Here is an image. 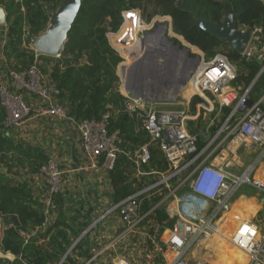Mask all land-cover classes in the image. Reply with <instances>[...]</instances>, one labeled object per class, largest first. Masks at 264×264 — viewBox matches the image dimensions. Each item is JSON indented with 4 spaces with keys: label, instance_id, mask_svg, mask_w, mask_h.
Wrapping results in <instances>:
<instances>
[{
    "label": "trees",
    "instance_id": "1",
    "mask_svg": "<svg viewBox=\"0 0 264 264\" xmlns=\"http://www.w3.org/2000/svg\"><path fill=\"white\" fill-rule=\"evenodd\" d=\"M63 1L0 0V6L7 11L6 29L0 31V74L5 75L9 70L24 71L35 63L37 52L31 45L47 29L50 13L55 12ZM227 5L234 12L238 28L259 26L264 33V0H82L61 56H38L47 80L59 89L58 102L69 117L79 122L101 120L106 113L111 114L109 132L117 133L121 139V151L113 169L107 172L114 202L144 189L152 179L138 174L131 158L136 149L149 142L150 135L145 130H137V121L126 107L128 99L119 88L121 79L117 67L124 60L122 55L130 63L121 65L119 73L124 67L132 66L134 58L126 51L127 41L134 37L139 27L136 11L126 12L125 21L123 13L137 7L148 22L156 16L172 17L174 32L200 48L207 59L223 52L236 63L238 75L232 84L236 88L242 86L244 91L255 80L263 62L257 59L245 62L241 54L207 33L195 21L207 19L222 26ZM188 91L189 98L194 88ZM263 92L264 74L256 81L251 97L259 98ZM25 99L31 102L27 95ZM200 103H204L203 98L194 96L188 114L194 115ZM224 111L228 115L231 108ZM5 118L6 111L0 102V217L4 224L1 249L5 254L15 256L13 261L4 259L1 264H59L63 258L62 264H79L73 254L80 250L87 258L89 248H84L81 240L72 252L69 253V249L81 231L91 224L94 215L91 211L82 214V208L69 215V199L66 193H61L53 198L58 216L49 221L51 213L46 214L44 189L38 184L41 169L49 157L48 150L42 144L6 129ZM196 122L187 120L186 126L197 136L201 149L207 144L200 133L201 127L205 126L199 121L196 127ZM163 162L166 163L157 151L153 160L141 169L159 171ZM162 198L163 195L144 198L142 212L148 213ZM149 217L162 228L173 227L176 222V218L170 219L168 213L159 208ZM77 223L80 226L76 228ZM19 230L32 235L26 240Z\"/></svg>",
    "mask_w": 264,
    "mask_h": 264
},
{
    "label": "built area",
    "instance_id": "2",
    "mask_svg": "<svg viewBox=\"0 0 264 264\" xmlns=\"http://www.w3.org/2000/svg\"><path fill=\"white\" fill-rule=\"evenodd\" d=\"M191 46L193 45L189 44V47ZM198 49V52L191 53L193 58H199L192 75L195 90L191 97L203 98L204 103L198 106L204 111L222 114L225 113V108H231L222 126L229 138L228 147H245L252 150L259 148L260 161H264V94L257 100L252 98L254 103L245 112L236 111L244 98H251L256 81L264 74L262 28L255 26L251 29L250 41L241 54V59L245 62L254 59L263 62L255 80L244 91L232 84L238 75L235 62L223 52H218L213 58L207 59L205 53ZM39 55L42 54L37 52L35 63L24 71L9 70L5 75L0 74V102L6 111L4 127L16 131L27 139V130L34 120L50 119L62 122L63 126L74 127L73 130L76 131L75 134L93 168L102 165L107 172L113 169L117 154L121 151L119 147L121 139L117 133L109 132L111 114L106 113L101 120L79 122L69 117L67 110L58 102L59 89L47 80L40 66ZM122 57L128 61L123 55ZM25 95L30 98V103L26 101ZM124 95L128 99L127 110L137 121V130H145L150 135L149 142L136 149L131 158L136 164L138 174L148 175L152 179L147 182L144 189L118 202L106 201L103 205L106 211L93 219L89 229L96 228L105 218L114 217L123 224L120 235L124 240L132 239L140 232L146 234L150 243L145 244L144 251L140 252L141 258L145 261L143 264H212L202 259L190 261L188 252L195 244L209 242L213 234L240 248L247 255L248 264H264L262 229L252 220L233 221L229 217L232 211L230 198L238 187L250 183L264 190V182L250 178L256 164L241 177L227 171L223 166L203 163L195 165L201 149L198 148L197 136L190 133L186 126L187 116L184 110L160 109L153 100L148 101L142 96H134L126 90ZM170 116H179L181 120L171 122L168 120ZM157 151L168 164L167 174L158 170L141 169V166L153 160ZM48 155V160L41 169V180L38 184L44 189L43 202L46 214L51 213L50 221L58 214L54 196L61 193L68 195L70 191L66 169L61 166L53 151H48ZM184 173L186 175L180 182L188 189L177 199L178 217L173 227L162 228L161 224L149 216L157 208L164 209L161 208L163 202L158 203L148 213H143L142 201L152 195H163L165 201L171 196L177 198L175 194L177 190L169 185L170 180ZM164 188L167 189L165 194ZM245 228L248 229L247 232L244 231ZM19 232L26 240L32 235L25 230ZM115 246L116 243L113 242L105 246L96 243L89 252L90 256L79 264H134L130 258L125 257L113 260V254L108 252Z\"/></svg>",
    "mask_w": 264,
    "mask_h": 264
},
{
    "label": "crops",
    "instance_id": "3",
    "mask_svg": "<svg viewBox=\"0 0 264 264\" xmlns=\"http://www.w3.org/2000/svg\"><path fill=\"white\" fill-rule=\"evenodd\" d=\"M125 68L126 67L121 69L120 75L124 79H128L130 77V72H127ZM238 89H241L242 91V86H239ZM122 90L124 91V89ZM186 91V98H188L190 92L188 90ZM123 93L125 94V92ZM263 94L264 92L262 93V95ZM257 99L258 98H256L255 100ZM191 100L188 99L186 103H184L185 105H183L184 108L180 110L185 111L187 120L197 121V124L195 125L196 127L199 125V121L203 122L205 128L201 127L200 133L203 140L207 141V144L201 148V154L195 165H200L203 163L223 166L227 171L241 177L243 174L249 171V168L253 164H256V169L251 172L250 178L252 180L258 179L264 182V161H260L261 154L257 159H255V161H249V159H246L244 151L245 153H248L249 151L255 153L256 151L253 152L252 149H248L245 147H228L229 138H227V132L222 129L227 115L225 113L221 114L214 111H204L199 108V106L194 115H189L188 112ZM45 120L46 119H43V121ZM31 123H39V119L34 120ZM31 123L30 125H32ZM36 130L37 128H33L32 132V130L30 131V129H28L27 140L33 142L35 137L34 132H36ZM47 130L53 133L51 134V136H54V138L58 136L60 137V139H56V143L52 142V140L47 139V134H45L44 136L43 130L38 129L37 132L40 135L39 137L41 138L38 137L37 139L39 140V142H36V139L34 143L42 144L45 148H47L48 151H53L61 166L67 171L66 176L70 191L67 197L69 199L68 205L71 206L68 209L69 215H72L70 213V211L72 210L71 208H74L72 210L73 213L82 208V214H86L88 211H91L90 213L94 215V218H96L97 215L102 214L106 211L105 206L103 207L106 201L113 202L111 196L112 188L107 175V170H105L102 165H98L96 168H93L91 166L92 163L86 157L80 144V140L76 136L73 128H71L70 126H63L62 122L55 120L54 124H51V126ZM44 139H46V141ZM159 171L163 174H167L168 164L163 162V166L161 169H159ZM239 172L241 174H239ZM185 175L186 173L174 177L170 180L169 185L177 190L175 193L177 198L175 196H171L169 200L165 201V197L163 196V198L160 200V202H163L161 208H164L167 213L169 212L168 215L172 219L178 217V214L176 213L178 201L177 199L181 195H184L188 189L185 184L181 185L180 182V180H182ZM245 184H242L240 187H238L230 198L232 211L229 217H231L233 221L237 219L252 220L256 224H258V226L262 229V232H264V229L261 227V222L258 218V215L260 214L262 220H264V190H261L260 188L250 183H248L250 186L244 187ZM250 190H252L253 193H249ZM163 191H165L163 192V194L167 193L166 188H164ZM250 202H254L255 205H253L251 208L246 207ZM242 209L244 210V212L240 211ZM250 209H256V211L250 213ZM248 212L250 213L251 217L246 218L245 215L249 216ZM78 226H80V224L77 223L76 228ZM89 228L90 227L88 226L86 229L81 231V234L74 240L72 247L69 249V253L72 252L75 244L77 245L79 242H81V240L84 241V248H89V252L96 243L101 244V246H105L113 242L116 243V246L108 252L110 254H113V260H118V258L125 257L130 258L134 264L145 263V261H143V258H141L140 252L144 251L143 247L145 246V244L150 243L146 234H142V232H140L139 234L133 236L132 239L124 240L120 235L123 224L120 220H117L114 217L103 219L94 229ZM3 234L4 224L2 218L0 217V264L4 259H8L11 261L15 259V256L5 254L1 249ZM226 244H228L227 246H230V248L226 249L229 250V252L224 250L226 255L222 254L223 248H219L217 253L212 254V249L215 246H213L209 242L202 243L201 245L195 244L190 248L188 252V258L190 261L202 259L212 264H240L236 263L235 260L236 258H241L243 256V254L241 253L244 252L233 244H230L228 242H226ZM207 254H212L211 259H209L210 255ZM73 256L75 259H78L79 263H82L85 259V257L80 254V250H76ZM63 262L64 258L59 264H62Z\"/></svg>",
    "mask_w": 264,
    "mask_h": 264
},
{
    "label": "water",
    "instance_id": "4",
    "mask_svg": "<svg viewBox=\"0 0 264 264\" xmlns=\"http://www.w3.org/2000/svg\"><path fill=\"white\" fill-rule=\"evenodd\" d=\"M81 5L82 0H64L55 12L50 13L49 26L43 33L34 39L32 48L42 55L60 57L68 40L69 33L79 15ZM195 21L199 27L239 54H242L245 51L250 41L251 29L242 30L241 28H238L234 12L230 5L226 6V20L222 26H219L207 19H196ZM6 24L7 11L4 7L0 6V25ZM156 24L157 27L153 31H149L145 34L140 45L141 47L150 46L151 50L164 52L166 50V46L163 44V41L165 40V42L175 47L180 52H183L187 59L196 60L198 64L199 58H193L191 56V48L189 46H184L181 41L176 43L175 40H171L168 37L169 29H173L172 17H170L169 21L157 22ZM160 31L162 37L159 36L160 38H158ZM150 43H153V46ZM156 44L160 47V49H158ZM134 52L138 53L133 51L134 55ZM142 54L144 55H142L144 60L132 63V66L129 68L134 71H137L136 69L140 70L139 72L137 71L139 76L136 79H134V77L125 79L123 88L132 93L134 96L144 97V88L146 86L144 77H146L148 70L155 71V68L164 69L166 68V64L163 60L156 61L155 59L154 61L152 60V62L150 61L146 66L145 58L147 55L145 56V51H143ZM148 56L149 58L154 59L152 53H149ZM253 103L254 100L252 98H244L236 108L237 113L245 112V110L250 108ZM168 120L171 122H180L181 118L179 116H170Z\"/></svg>",
    "mask_w": 264,
    "mask_h": 264
},
{
    "label": "rangeland",
    "instance_id": "5",
    "mask_svg": "<svg viewBox=\"0 0 264 264\" xmlns=\"http://www.w3.org/2000/svg\"><path fill=\"white\" fill-rule=\"evenodd\" d=\"M129 11H136L135 12V15H136V17H137V20H138V25H139V27L136 29V31L134 32V37L136 38V40L138 41V43H140L141 44V42L143 41V38H144V36H145V33L146 32H149V31H153L156 27H157V22H166V21H169L170 20V18H169V16H164V17H162V16H156V17H154L150 22H148L145 18H144V16H143V14H142V10L140 9V8H132V9H129V10H127V11H125L124 13H123V16H124V21H125V13L126 12H129ZM123 21V22H124ZM123 24V23H122ZM5 26L6 25H0V31H4L6 28H5ZM109 33H111V31H109L108 32V34ZM181 36V35H180ZM179 36V34H177V33H175L174 32V30L173 29H169V34H168V37L171 39V40H175L176 41V43H178L179 41H181V42H183V44H184V46H189V44H187V43H185V41L183 40L184 38H182L183 36H181L180 37ZM133 38V37H132ZM132 38H129L128 39V41H127V44L131 41V39ZM33 44V43H32ZM140 44L138 45L139 47H140ZM32 46V45H31ZM136 48H138V47H136ZM136 48H133L132 49V52L133 51H136V50H139V48L138 49H136ZM142 48V47H141ZM191 48V47H190ZM194 51V49H192L191 48V53ZM143 52V51H142ZM154 55V54H153ZM156 55V54H155ZM144 56V55H143ZM52 57V56H51ZM192 57H194V56H192ZM143 58V57H142ZM153 58L154 59H152V58H150V60H151V62H152V60L154 61L155 59H156V61L158 60V58H157V56H153ZM132 60V59H131ZM149 60V61H150ZM130 63V61H126V60H123L120 64H119V66L117 67V74L119 75V77L121 76L120 75V73H119V69H120V67H121V65L123 66V65H128V63ZM158 63V62H157ZM156 66H158V65H156ZM130 67V66H129ZM129 69V68H128ZM156 70L155 71H153V72H157V70H164V69H158V68H155ZM141 74V73H140ZM161 75V74H160ZM160 75H156V77H157V79L159 78V77H161ZM139 76V73H137V71H134V70H131V72H130V77L131 78H133L134 77V79H136L137 77ZM120 79H121V84H120V86H119V88H120V91L123 93V92H125V89L124 88H122V85H123V83L125 82V79L121 76L120 77ZM147 81H149V83H153V81H155V78H153V77H151L150 76V78L148 79L147 78ZM167 87V86H166ZM122 89H124V91L122 90ZM168 90H170V88H163L162 89V91H160V94H159V92H158V94H157V91H154V92H152L151 94H152V96L153 97H155L156 98V100H154L153 99V101L154 102H156V107H158V108H160V109H163V110H165V109H167V110H175V111H177V110H180V109H183L184 108V106L183 105H185L184 103H186V101L189 99V100H191L192 99V97L190 96L189 98H186V95H187V92H186V90H191V88H190V85L189 86H185V88H183L182 90H181V93H180V95H178L177 97H172V96H169V97H167V92H168ZM127 91V90H126ZM188 110V109H187ZM47 120V121H46ZM45 121H46V123H45V121H43V119L42 120H39V123H31L32 125H29V129H30V131L32 130V132H33V128H37V130L38 129H41V130H43L44 131V136H45V134H47L46 135V137H47V139L48 140H52V142H55L56 143V139L58 140V139H60V137H58V136H56L55 138H54V136H51V134H53L52 132H50V131H48L47 129L51 126V124H54V122L55 121H52V120H50V119H46ZM71 127V126H70ZM71 128H73L74 129V127H71ZM37 130H36V132H34L35 133V137H34V140H33V142L40 136L39 134H38V132H37ZM76 132V131H75ZM27 133H28V130H27ZM76 136H77V134H76ZM28 137V136H27ZM26 137V138H27ZM39 138H41V137H39ZM55 139V140H54ZM42 140V139H41ZM45 141H46V139H44ZM36 142H39V140L37 139V141ZM58 144V143H57ZM51 147V146H50ZM256 151V152H255ZM250 152V153H249ZM248 153H245V151H244V155H245V157H246V159H249V161H255V159H257L258 158V156L261 154V151H260V149L259 148H256L255 150H253V152H255V153H252L251 151H249ZM264 163V162H263ZM241 172V171H240ZM239 172V174H241ZM247 186H250L248 183H246L245 184V186L244 187H247ZM252 190H250V192L249 193H253V191L251 192ZM94 196V195H93ZM74 204H75V202H74ZM244 204H246V203H244ZM68 206H70V205H68ZM71 207V206H70ZM69 207V208H70ZM73 207V206H72ZM72 210L74 209V208H71ZM72 210L70 211V213L71 214H73V212H72ZM254 211H256V209H250V213L252 212H254ZM250 213L248 212V214H249V216L248 217H251V215H250ZM258 218H259V220H260V222H261V227L264 229V220H262V218H261V216H260V214L258 215ZM217 247H219V248H223V253L222 254H225V251L224 250H226L227 248H230V246H227L224 242H219L218 243V246ZM226 247V248H225ZM226 251H228L229 252V250H226ZM221 253V252H220ZM241 254H243V256L241 257V258H236V263H240V264H247L248 263V261H249V259H248V257H247V255L245 254V253H241ZM219 255V254H218ZM226 255V254H225Z\"/></svg>",
    "mask_w": 264,
    "mask_h": 264
},
{
    "label": "bare ground",
    "instance_id": "6",
    "mask_svg": "<svg viewBox=\"0 0 264 264\" xmlns=\"http://www.w3.org/2000/svg\"><path fill=\"white\" fill-rule=\"evenodd\" d=\"M160 40H162V39H160ZM185 43H187V42L185 41ZM139 44L140 43H138L136 38L133 37L131 39V41L127 44V47H126V51L134 58V62H140V61L144 60V58H142V55H143L142 51H145V56L146 55L148 56L149 53H152V56H154V57L157 56L158 60H163V62L166 64V68L164 70H157V72H153L151 70H148L146 77H144L145 82H146V86L144 88V98L146 100H148V101L153 100V99L156 100V98L153 97L151 93L154 91H157V94H158V92L160 94V91H162L163 88H170V90H168V92H167V97L172 96L174 98L177 97L178 95H180L181 90L183 88H185V86L190 85V88H194L193 82H192V75H193V73L196 69V66H197L196 60L187 59L183 52H180L175 47H173L170 44H168L167 42H165V40L163 41V44H165V46H166V50L164 52H158L156 50H151L150 46H144V47L142 46L143 48H141V46L140 47L138 46ZM150 44L153 46V43H150ZM156 46H158V45L156 44ZM136 47H138L139 50H138V53H135V55H134L132 52V48H136ZM138 48H136V49H138ZM191 48L194 49L195 52H198V50H199L198 48H196L194 46H191ZM158 49H160L159 46H158ZM147 56L145 58L146 66L151 61L149 56L148 57ZM128 68H130V67L125 68L126 71L131 72V70ZM136 70L138 72L140 71L138 69H136ZM157 74L158 75L161 74L160 75L161 77H159L158 79L156 77ZM150 76L155 78V81H153V83H149V81H147V78L149 79ZM147 84H149V85H147ZM253 205H255V203L250 202V203H248V205L246 207L251 208ZM240 211L244 212L243 209ZM220 240H221V238L219 237V235L218 236H217V234L211 235V237L209 239V243H211L213 246H215L212 249V254L217 253V251L219 249V247H217L219 242H224L226 244L225 241H220ZM226 245H228V244H226ZM209 253H211V252H209ZM212 254H207V255H210L209 259H211ZM216 264H219V263H216Z\"/></svg>",
    "mask_w": 264,
    "mask_h": 264
},
{
    "label": "flooded vegetation",
    "instance_id": "7",
    "mask_svg": "<svg viewBox=\"0 0 264 264\" xmlns=\"http://www.w3.org/2000/svg\"><path fill=\"white\" fill-rule=\"evenodd\" d=\"M146 33H147V32H146ZM146 33H145V34H146ZM159 36H161V31H160V33H159V35H158V38H160ZM132 49H133V48H132Z\"/></svg>",
    "mask_w": 264,
    "mask_h": 264
},
{
    "label": "snow or ice",
    "instance_id": "8",
    "mask_svg": "<svg viewBox=\"0 0 264 264\" xmlns=\"http://www.w3.org/2000/svg\"><path fill=\"white\" fill-rule=\"evenodd\" d=\"M245 232H247L248 231V229L247 228H245V230H244Z\"/></svg>",
    "mask_w": 264,
    "mask_h": 264
}]
</instances>
